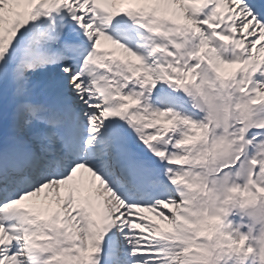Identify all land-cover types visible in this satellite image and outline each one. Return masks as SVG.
<instances>
[{"label":"snow or ice","instance_id":"1","mask_svg":"<svg viewBox=\"0 0 264 264\" xmlns=\"http://www.w3.org/2000/svg\"><path fill=\"white\" fill-rule=\"evenodd\" d=\"M250 210L264 0H0V264H245Z\"/></svg>","mask_w":264,"mask_h":264},{"label":"clouds","instance_id":"2","mask_svg":"<svg viewBox=\"0 0 264 264\" xmlns=\"http://www.w3.org/2000/svg\"><path fill=\"white\" fill-rule=\"evenodd\" d=\"M237 215L240 214L239 209H236ZM246 219L243 223H250L248 231L249 243L252 245L256 252L249 256L245 264H264L260 258V252L264 251V223H259L252 220V211L243 213ZM240 222V221H238ZM243 230V229H242Z\"/></svg>","mask_w":264,"mask_h":264}]
</instances>
